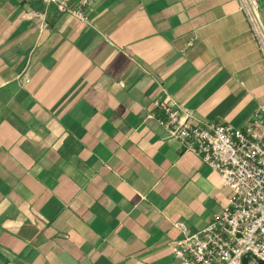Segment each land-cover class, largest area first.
I'll list each match as a JSON object with an SVG mask.
<instances>
[{
  "label": "crops",
  "instance_id": "obj_1",
  "mask_svg": "<svg viewBox=\"0 0 264 264\" xmlns=\"http://www.w3.org/2000/svg\"><path fill=\"white\" fill-rule=\"evenodd\" d=\"M102 1L85 23L0 0V264H179L232 194L150 114L243 127L264 105L245 0Z\"/></svg>",
  "mask_w": 264,
  "mask_h": 264
},
{
  "label": "built area",
  "instance_id": "obj_2",
  "mask_svg": "<svg viewBox=\"0 0 264 264\" xmlns=\"http://www.w3.org/2000/svg\"><path fill=\"white\" fill-rule=\"evenodd\" d=\"M53 6L57 13L89 23V13L102 0H21ZM260 47L264 36L254 1L245 0ZM47 28V24H42ZM29 80L26 79V82ZM150 114L185 151L193 152L219 174L232 194L227 206L201 231L172 246L179 264H260L264 262V105L243 127L222 123L189 122L190 114L168 98L155 101Z\"/></svg>",
  "mask_w": 264,
  "mask_h": 264
},
{
  "label": "water",
  "instance_id": "obj_3",
  "mask_svg": "<svg viewBox=\"0 0 264 264\" xmlns=\"http://www.w3.org/2000/svg\"><path fill=\"white\" fill-rule=\"evenodd\" d=\"M247 261H248V258H244V259L242 260L243 264H246ZM258 263H260V264H264V262H263V261H260V260L258 261Z\"/></svg>",
  "mask_w": 264,
  "mask_h": 264
}]
</instances>
